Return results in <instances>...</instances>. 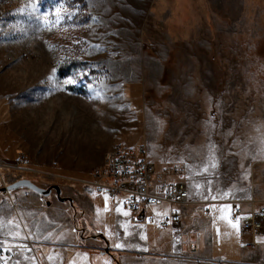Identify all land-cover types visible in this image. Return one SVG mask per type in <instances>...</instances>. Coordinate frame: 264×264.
Wrapping results in <instances>:
<instances>
[{"label":"rangeland","instance_id":"1","mask_svg":"<svg viewBox=\"0 0 264 264\" xmlns=\"http://www.w3.org/2000/svg\"><path fill=\"white\" fill-rule=\"evenodd\" d=\"M118 143L184 168L179 224L85 185ZM0 160V264L50 228L117 264H264L224 219L264 199V0H0ZM18 179L53 192L1 190Z\"/></svg>","mask_w":264,"mask_h":264},{"label":"built area","instance_id":"2","mask_svg":"<svg viewBox=\"0 0 264 264\" xmlns=\"http://www.w3.org/2000/svg\"><path fill=\"white\" fill-rule=\"evenodd\" d=\"M15 167L29 168L32 161L20 154ZM0 166L7 164L0 160ZM85 182L99 195L121 198L133 217L157 230L179 224L184 208L191 204V188L180 165L159 167L148 157L144 145L118 143L104 157V162L91 172ZM232 219L239 217V230L248 240V248L264 240V199L236 203Z\"/></svg>","mask_w":264,"mask_h":264},{"label":"crops","instance_id":"3","mask_svg":"<svg viewBox=\"0 0 264 264\" xmlns=\"http://www.w3.org/2000/svg\"><path fill=\"white\" fill-rule=\"evenodd\" d=\"M120 199L117 198L115 200ZM58 200L62 203L67 202V200L62 201L59 197ZM49 204L47 203V205ZM54 230L53 228L46 230L36 229L27 233L29 241L26 242L27 245L22 249L27 255L26 264H75L72 258L76 255L83 259L78 264H93L92 259H96L97 257L107 262V264H117L110 254L100 253L98 249L92 247H83L78 242L71 240L67 233L64 234L63 232H59V230L54 232ZM28 242L31 244L30 246ZM85 258L86 260H84Z\"/></svg>","mask_w":264,"mask_h":264},{"label":"water","instance_id":"4","mask_svg":"<svg viewBox=\"0 0 264 264\" xmlns=\"http://www.w3.org/2000/svg\"><path fill=\"white\" fill-rule=\"evenodd\" d=\"M20 187H26L28 189H32L33 191H36L43 196H49L53 192L51 187L42 188V187L38 186L35 182H33L31 179L30 180L29 179H18L14 183L2 187L1 190L2 191H10V190H15V188H20ZM53 188L55 190H57V194H58L59 199H61L62 201L67 200L65 197L61 196L62 190L59 189V187L54 186Z\"/></svg>","mask_w":264,"mask_h":264},{"label":"snow or ice","instance_id":"5","mask_svg":"<svg viewBox=\"0 0 264 264\" xmlns=\"http://www.w3.org/2000/svg\"><path fill=\"white\" fill-rule=\"evenodd\" d=\"M52 71L55 72V69H53ZM52 79H53L52 76H49V77H48V80L51 81ZM75 83H77V81H75V80H73V79H71V78L66 79V80L64 81V84H75ZM52 90H53V89L50 88V89H49V92H51ZM107 200H108V197L105 196V211H107ZM117 211L120 212V211H122V209H120V208L118 207V208H117ZM124 215H128V213H127V212H124ZM224 219H226L227 222H228V223H229L234 229H236L237 232L239 231V217L236 218V221H235V222H234L232 219H229L227 216H225ZM9 223H11V221H9ZM141 238L144 239L145 237L142 235ZM115 247L120 248V247H123V245H121V244H116Z\"/></svg>","mask_w":264,"mask_h":264},{"label":"trees","instance_id":"6","mask_svg":"<svg viewBox=\"0 0 264 264\" xmlns=\"http://www.w3.org/2000/svg\"><path fill=\"white\" fill-rule=\"evenodd\" d=\"M47 2L51 9H54L57 0H43V4Z\"/></svg>","mask_w":264,"mask_h":264}]
</instances>
